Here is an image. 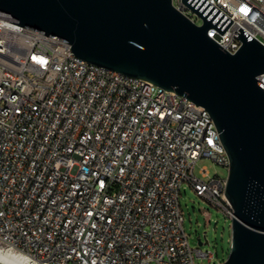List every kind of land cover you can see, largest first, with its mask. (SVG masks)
<instances>
[{
    "label": "built area",
    "instance_id": "1",
    "mask_svg": "<svg viewBox=\"0 0 264 264\" xmlns=\"http://www.w3.org/2000/svg\"><path fill=\"white\" fill-rule=\"evenodd\" d=\"M209 1L233 20L209 37L234 54L242 27L264 45V0ZM200 158L230 166L204 106L0 18V248L39 264H211L189 242L181 187L235 210L227 178L194 174Z\"/></svg>",
    "mask_w": 264,
    "mask_h": 264
},
{
    "label": "water",
    "instance_id": "2",
    "mask_svg": "<svg viewBox=\"0 0 264 264\" xmlns=\"http://www.w3.org/2000/svg\"><path fill=\"white\" fill-rule=\"evenodd\" d=\"M0 0V18L66 41L80 58L150 80L204 106L229 160L226 195L235 212L220 264H264V45L240 27L232 54L208 36L233 20L209 0ZM200 246L210 243L207 233ZM0 264H10L0 258Z\"/></svg>",
    "mask_w": 264,
    "mask_h": 264
},
{
    "label": "rangeland",
    "instance_id": "3",
    "mask_svg": "<svg viewBox=\"0 0 264 264\" xmlns=\"http://www.w3.org/2000/svg\"><path fill=\"white\" fill-rule=\"evenodd\" d=\"M197 23L202 20L190 13ZM206 167L209 177H204L201 169ZM194 174L204 180L211 178H227L229 169L210 158H200L194 168ZM181 211L184 216V227L189 242L193 248L199 245L198 239L204 232L210 241L208 245L200 246L202 249H211L215 252L216 258L211 264H220L227 259L231 249L232 219L227 217L209 201L199 196L189 182H184L180 193ZM151 264H157L152 262ZM195 264H209L207 258L196 257Z\"/></svg>",
    "mask_w": 264,
    "mask_h": 264
},
{
    "label": "bare ground",
    "instance_id": "4",
    "mask_svg": "<svg viewBox=\"0 0 264 264\" xmlns=\"http://www.w3.org/2000/svg\"><path fill=\"white\" fill-rule=\"evenodd\" d=\"M0 258L10 264H39V263H31L29 259L12 249H2L0 248Z\"/></svg>",
    "mask_w": 264,
    "mask_h": 264
}]
</instances>
